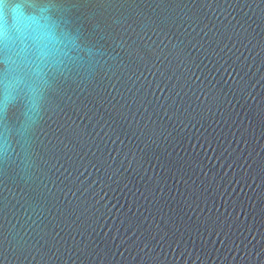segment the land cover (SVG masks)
Returning a JSON list of instances; mask_svg holds the SVG:
<instances>
[{"label":"water","instance_id":"obj_1","mask_svg":"<svg viewBox=\"0 0 264 264\" xmlns=\"http://www.w3.org/2000/svg\"><path fill=\"white\" fill-rule=\"evenodd\" d=\"M0 264H264V0H0Z\"/></svg>","mask_w":264,"mask_h":264}]
</instances>
